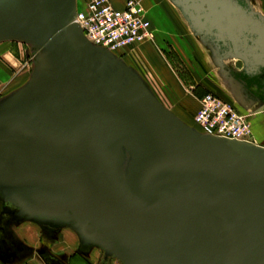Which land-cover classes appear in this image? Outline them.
<instances>
[{
	"label": "water",
	"instance_id": "obj_1",
	"mask_svg": "<svg viewBox=\"0 0 264 264\" xmlns=\"http://www.w3.org/2000/svg\"><path fill=\"white\" fill-rule=\"evenodd\" d=\"M168 1L241 107L258 99L264 117V16L252 0ZM76 12L77 0H0V44L33 53L28 82L0 99L2 215L68 228L121 264H264V146L186 125L85 38ZM11 235L0 260L35 253Z\"/></svg>",
	"mask_w": 264,
	"mask_h": 264
},
{
	"label": "rangeland",
	"instance_id": "obj_2",
	"mask_svg": "<svg viewBox=\"0 0 264 264\" xmlns=\"http://www.w3.org/2000/svg\"><path fill=\"white\" fill-rule=\"evenodd\" d=\"M138 1L154 27L153 40L118 53L117 56L140 75L153 94L166 107L175 114L183 115L182 121L186 125L200 131L195 121L200 100L207 95H213L225 101L224 99H228L226 92L222 90L214 70L215 84H211L209 69L211 70L212 66L207 53L189 33L178 11L164 0ZM252 1L255 10L264 15V0ZM78 9L83 10L81 0H78ZM160 20L164 21L165 27L160 26ZM32 54V49L22 43L0 44V99L21 89L28 82L33 70ZM235 64L239 66L238 62ZM200 83L205 86L204 93H200L201 90L195 88V84ZM186 111L188 113L184 116L183 112ZM257 119H264V117L259 116ZM255 121L257 120H249L256 129L258 127ZM259 137L264 136L257 134V139ZM11 231L15 236L17 234L22 236L33 251H39L44 239L49 240L51 252L58 257L67 258L69 254L72 255L79 244L77 235L68 228L49 234L44 226L24 222L12 225ZM91 252L94 254L85 263L79 262L73 255L72 264H96L101 256V250L94 248ZM28 259L30 260L26 264H40L33 256L22 261ZM2 263L3 261L0 260V264ZM115 264L118 263L115 262Z\"/></svg>",
	"mask_w": 264,
	"mask_h": 264
},
{
	"label": "built area",
	"instance_id": "obj_3",
	"mask_svg": "<svg viewBox=\"0 0 264 264\" xmlns=\"http://www.w3.org/2000/svg\"><path fill=\"white\" fill-rule=\"evenodd\" d=\"M74 22L85 38L117 56L144 42L153 40L151 23L138 0H126L123 9H115L110 0H81ZM201 133L228 140L257 144L249 124V116L240 113L233 104L207 95L200 100L195 115Z\"/></svg>",
	"mask_w": 264,
	"mask_h": 264
},
{
	"label": "crops",
	"instance_id": "obj_4",
	"mask_svg": "<svg viewBox=\"0 0 264 264\" xmlns=\"http://www.w3.org/2000/svg\"><path fill=\"white\" fill-rule=\"evenodd\" d=\"M166 1L167 3H169L171 5V3L168 1V0H164ZM112 6L115 8V9H123L124 8V5H125V2L126 0H110ZM255 9V7H254ZM256 11V10H255ZM258 12V11H257ZM260 13V12H259ZM263 15V14H262ZM264 16V15H263ZM160 23H161V27H165L163 25L164 24V21L160 20ZM151 28L152 30L154 29L152 23H151ZM190 33V31H189ZM191 34V33H190ZM192 35V34H191ZM193 37V36H192ZM194 38V37H193ZM199 44V43H198ZM200 45V44H199ZM201 46V45H200ZM201 48L204 50V52L207 53V56L209 58V62H210V65L212 66L211 67V70L209 69V72H210V75H211V78L209 79L211 84H215V80H213V76L215 75L218 79V82L222 88V90H224L226 92V96L228 97V99H224L226 102H229L231 104H233L235 106V108L240 112V113H243L245 115H248L249 116V120L253 119V120H257L255 121V123H257V127L255 129L254 125L251 124V122H249L250 124V127H251V131L253 133V136L257 142V144H260V145H263L264 146V137L261 138L259 137V139H257V134L261 135V136H264V119H257L260 115V112L256 111L258 110L257 108L260 106L261 102L260 100L258 99H254L253 101H248L249 102V105H246L244 104V106L241 107V103L238 101L237 98H242V96L240 95H237L236 93H233V89H232V85L227 81L225 80L221 75L220 73V70L218 68H216L213 64V61L211 59V56L209 55V53L201 46ZM185 51V50H183ZM235 62L237 61H227L225 62V65L235 71H240L242 69V64L240 62H238L239 66H237L235 64ZM208 67V66H207ZM213 70L215 71V74L213 75ZM195 88L201 90L200 93H204L206 90H205V86L204 84H195ZM191 89V88H190ZM192 90V89H191ZM198 90V91H199ZM250 91L253 90L254 91V88L252 89H249ZM158 98V97H157ZM252 98V97H250ZM159 100V99H158ZM160 101V100H159ZM161 102V101H160ZM247 102V103H248ZM162 103V102H161ZM165 107L166 105L164 103H162ZM263 105V103L261 104ZM168 108V107H166ZM173 114H175V112H173L170 108H168ZM187 111L186 112H183L184 116L187 115ZM179 119H183V115L180 116L178 114H175ZM254 124V123H253ZM25 246L30 247L29 244H27V242L22 238V236H20L19 234H17L16 236ZM32 256H29V258H31ZM30 259L26 260V261H16V262H12V260H9V261H6V262H3L2 264H26L27 262H29Z\"/></svg>",
	"mask_w": 264,
	"mask_h": 264
},
{
	"label": "flooded vegetation",
	"instance_id": "obj_5",
	"mask_svg": "<svg viewBox=\"0 0 264 264\" xmlns=\"http://www.w3.org/2000/svg\"><path fill=\"white\" fill-rule=\"evenodd\" d=\"M3 212L4 208L0 205V257L5 258L8 253L5 252L4 247L7 246V244H12L11 226L16 223L12 221L9 215H2ZM44 227H46V230L49 231V234H53L57 231V229H54L49 225H44ZM94 248L96 247L90 249L87 247H80L78 244L77 250L73 252L72 255L69 254L67 258L58 257L53 252H51L49 240L44 239L39 251H34L35 253L31 256H33V258L36 259V261L40 264H72L73 255L79 260V262L85 263L86 261H89L91 255L94 254V252H91ZM17 251L13 250L10 254L16 257L20 256V258L24 257L25 254H22V252L17 253ZM100 254L101 256L97 260L96 264H115V262L121 264L115 258L105 256L102 251Z\"/></svg>",
	"mask_w": 264,
	"mask_h": 264
},
{
	"label": "bare ground",
	"instance_id": "obj_6",
	"mask_svg": "<svg viewBox=\"0 0 264 264\" xmlns=\"http://www.w3.org/2000/svg\"><path fill=\"white\" fill-rule=\"evenodd\" d=\"M200 132V131H199Z\"/></svg>",
	"mask_w": 264,
	"mask_h": 264
}]
</instances>
